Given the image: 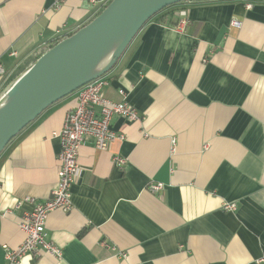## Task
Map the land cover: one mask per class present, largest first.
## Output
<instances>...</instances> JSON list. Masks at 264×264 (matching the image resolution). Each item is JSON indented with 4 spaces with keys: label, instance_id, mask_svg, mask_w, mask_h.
Wrapping results in <instances>:
<instances>
[{
    "label": "crops",
    "instance_id": "obj_1",
    "mask_svg": "<svg viewBox=\"0 0 264 264\" xmlns=\"http://www.w3.org/2000/svg\"><path fill=\"white\" fill-rule=\"evenodd\" d=\"M91 1L0 0V95L29 59L101 11ZM181 11L183 32L170 25ZM104 79L105 98L126 97L141 118L115 117L112 130L125 139L106 150L85 138L73 209L50 213L46 225L63 264H257L264 253V2L170 7ZM77 96L47 109L0 156V264L24 241L22 216L57 185L54 133ZM114 157L125 164L117 167ZM152 184L164 188L151 193ZM52 263L43 253L19 264Z\"/></svg>",
    "mask_w": 264,
    "mask_h": 264
},
{
    "label": "water",
    "instance_id": "obj_2",
    "mask_svg": "<svg viewBox=\"0 0 264 264\" xmlns=\"http://www.w3.org/2000/svg\"><path fill=\"white\" fill-rule=\"evenodd\" d=\"M186 1L112 0L43 54L0 98V156L47 109L107 75L150 20Z\"/></svg>",
    "mask_w": 264,
    "mask_h": 264
},
{
    "label": "built area",
    "instance_id": "obj_3",
    "mask_svg": "<svg viewBox=\"0 0 264 264\" xmlns=\"http://www.w3.org/2000/svg\"><path fill=\"white\" fill-rule=\"evenodd\" d=\"M112 0H92V4L104 9ZM251 8V6H248ZM188 24L185 11L179 13L177 29L185 31ZM231 25L240 29L242 23L233 20ZM5 76V70L0 63V77ZM108 86L107 80L100 78L82 88L77 93V106L70 111L61 130L54 133L60 140L61 151L58 155V181L51 197L41 203L35 204L32 211L25 213L19 222V229L24 234V241L14 250L6 249L5 260L7 264H19L24 258L31 257L38 259L43 253L49 254L54 259L52 264H63V252L55 246L49 239L46 229L50 213L61 210L69 213L73 209V187L81 175L79 164L80 148L85 143L86 137L95 140L98 150H106L108 146L116 141H123L125 136L112 130V121L115 117H121L125 121L132 123L140 120L139 112L127 102L124 97L122 102H115L105 98L104 89ZM122 94L123 91L121 92ZM125 160L114 157L117 167L123 166ZM164 187L162 184H152L149 187L151 193H158ZM27 202H34L33 199H26ZM234 204L225 205L229 211L235 210ZM108 250L116 252V248L103 243ZM119 258L126 259L125 252L118 255ZM257 264H264V253L257 261Z\"/></svg>",
    "mask_w": 264,
    "mask_h": 264
},
{
    "label": "trees",
    "instance_id": "obj_4",
    "mask_svg": "<svg viewBox=\"0 0 264 264\" xmlns=\"http://www.w3.org/2000/svg\"><path fill=\"white\" fill-rule=\"evenodd\" d=\"M227 1H233V0H188L186 2L188 3H197V4H203V3H218V2H227ZM251 1H257V2H264V0H251ZM184 2V3H186ZM106 8V7H105ZM104 8V9H105ZM102 9L100 12H98L96 14V16L90 21L92 22L97 16H99L102 11L104 10ZM89 22V23H90ZM88 23V24H89ZM87 25V24H86ZM85 25V26H86ZM170 25L172 27H177L178 25V21L175 22V23H170ZM74 35V34H72ZM72 35L70 36H67L63 39H60L54 43H52L51 45H49L48 47H46L40 54L38 55H34L31 59H29L25 64L24 66H22V68L19 69V71L13 76V78L10 79L9 82L6 83L5 87H4V90H3V93L0 95V98L16 83V81L22 77L30 68L32 65H34L36 63V61L43 55L45 54L46 52H48L50 49H52L54 46H56L58 43H60L61 41L71 37Z\"/></svg>",
    "mask_w": 264,
    "mask_h": 264
}]
</instances>
